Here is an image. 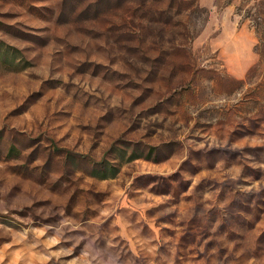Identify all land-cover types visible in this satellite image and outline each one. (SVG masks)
<instances>
[{
    "label": "rangeland",
    "instance_id": "1",
    "mask_svg": "<svg viewBox=\"0 0 264 264\" xmlns=\"http://www.w3.org/2000/svg\"><path fill=\"white\" fill-rule=\"evenodd\" d=\"M0 264H264V0H0Z\"/></svg>",
    "mask_w": 264,
    "mask_h": 264
}]
</instances>
